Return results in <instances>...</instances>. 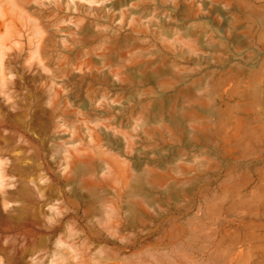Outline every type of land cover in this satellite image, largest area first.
Segmentation results:
<instances>
[{"label": "rangeland", "instance_id": "1", "mask_svg": "<svg viewBox=\"0 0 264 264\" xmlns=\"http://www.w3.org/2000/svg\"><path fill=\"white\" fill-rule=\"evenodd\" d=\"M263 26L264 0H0V264H264L231 239L264 219L257 146L224 139L264 110Z\"/></svg>", "mask_w": 264, "mask_h": 264}, {"label": "bare ground", "instance_id": "2", "mask_svg": "<svg viewBox=\"0 0 264 264\" xmlns=\"http://www.w3.org/2000/svg\"><path fill=\"white\" fill-rule=\"evenodd\" d=\"M263 28H264V26H263ZM262 31H261V33H262ZM263 37H264V34H263ZM263 37H261V39H263ZM228 73H229V71H228ZM228 73L225 72L224 74L220 75L221 80L217 79V82H219V81L224 82L222 80H226L228 78L227 77ZM242 75L243 76H241L242 77L241 80H244L245 74H242ZM224 77H226V78L223 79ZM246 80H245V82H247ZM250 81H252V79H250ZM255 96H256V99H258V101L260 102V104H264V100L261 98V94L260 95L256 94ZM250 108L247 107L246 111L247 112L251 111L252 109L250 110ZM263 109H264V107H263ZM243 110H245V109H243ZM260 114H261V116L259 115L260 116L259 118L257 115V116H255L257 118L253 117L254 120L248 122L249 124H251L252 122L255 123V124H253L252 127L246 125L248 123H246L247 120L245 119V117L239 116L233 124L232 134L231 133L226 134L224 139L226 141L227 140L228 141H231V140L235 141L238 139L239 134L243 133L242 138H239V140L237 141V143H239V148L242 150L241 151L242 154H245V150H246V148L249 147L250 143L253 146H257L258 153L254 157L255 170L257 172V181H258V185H259L257 187H261L262 189H264V154H263L264 153V110L260 109ZM219 125H221V124H218V126ZM208 126L210 127V125H208ZM208 126L206 128H209ZM216 128H217V133L220 134V131L222 130V128L220 129V127H219V129H218L217 125H216ZM245 138L248 139V142H246V143H244ZM261 197L264 198V191L262 192ZM241 202L245 203L244 197L243 198L241 197ZM263 207H264V205H263ZM259 214H261V213H259ZM263 214H264V212H263ZM256 227L263 230V232L257 233ZM239 230H241V231L238 234H236V236H231V239L234 243L238 244L240 241H242L241 243H243L244 245L253 246L254 249H256L260 252H264V219H258V220L257 219L256 220L250 219L249 221H245V219L243 218V221L241 223ZM172 237H174V236H172Z\"/></svg>", "mask_w": 264, "mask_h": 264}]
</instances>
